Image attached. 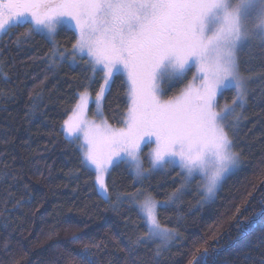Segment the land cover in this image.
<instances>
[{
  "label": "trees",
  "instance_id": "trees-1",
  "mask_svg": "<svg viewBox=\"0 0 264 264\" xmlns=\"http://www.w3.org/2000/svg\"><path fill=\"white\" fill-rule=\"evenodd\" d=\"M29 26L0 38V264H82L87 252L94 264H190L207 249L211 264H260L264 259V46L252 42L238 55L249 78V95L235 130H229L237 169L205 202L198 178L181 189L168 207L157 208L162 225L174 230L168 248L156 256V243L126 251L146 231L135 200L151 195L163 205L181 188L177 167L148 172L136 182L121 163L107 174L109 199L98 194L95 174L81 163L77 140L66 139L63 124L79 94L96 95L102 73L75 54L71 30H58L55 43L66 59L50 66L52 41ZM5 75L7 80H5ZM162 83L163 98L186 83ZM233 92L219 97L231 102ZM128 106L120 75L107 90L104 118L121 126ZM142 150L143 167L150 168ZM252 222L246 231L242 226ZM158 243V242H157ZM87 246V247H85Z\"/></svg>",
  "mask_w": 264,
  "mask_h": 264
},
{
  "label": "snow or ice",
  "instance_id": "snow-or-ice-1",
  "mask_svg": "<svg viewBox=\"0 0 264 264\" xmlns=\"http://www.w3.org/2000/svg\"><path fill=\"white\" fill-rule=\"evenodd\" d=\"M23 25L29 26L27 36L52 41L50 66L66 59L55 43L58 30L74 32L73 61L75 54L86 57L93 75L103 74L95 97L101 117L106 90L126 75L124 127H113L103 118L99 123L88 120L85 91L64 121V131L76 140L83 135L81 163L94 170L98 194L105 200L109 196L104 177L121 163L134 168L137 177L146 171L181 169L184 183L163 205L151 195L139 203L146 231L125 249L133 255L139 246L156 243L155 255L160 256L174 230L161 224L158 206L168 207L196 176L204 199L213 198L239 164L229 130H235L237 109L247 103L249 78L241 72L238 54L252 42L264 46V0H0V35ZM193 69L179 94L162 98L160 81L183 80ZM228 91L235 93L231 103L220 106L218 97ZM153 142L150 168L144 169L141 144ZM251 226L250 221L242 230ZM81 261L94 264L87 252ZM190 264H211L207 249Z\"/></svg>",
  "mask_w": 264,
  "mask_h": 264
},
{
  "label": "rangeland",
  "instance_id": "rangeland-1",
  "mask_svg": "<svg viewBox=\"0 0 264 264\" xmlns=\"http://www.w3.org/2000/svg\"><path fill=\"white\" fill-rule=\"evenodd\" d=\"M232 2H233V4H235V3H237L238 2V0H232ZM2 37V35H0V38ZM77 55H79V54H77ZM195 71V69H193L191 72H189L188 74H187V81H186V83L183 85V87L181 88V89H183L185 86H186V84L191 80V78H192V75H193V72ZM124 76V78H125V81H126V85H127V77H126V75H123ZM163 81L164 80H162V81H160L159 82V87L161 88V90H162V83H163ZM174 81L175 80H169V85H171V84H173L174 83ZM181 89H180V91H181ZM127 90H128V85H127ZM107 91V90H106ZM179 91V92H180ZM179 92L177 93V94H179ZM88 93V96H87V100H86V110H85V116H86V118L88 119V120H90V121H94V122H96V123H99L100 122V120H101V118H103V119H105L104 118V116H103V112H102V117H101V115H99V114H97V107H96V104H95V97H96V95H91L89 92H87ZM106 93V92H105ZM235 95V93L233 92V96ZM79 97H80V94H79V96H78V99H77V102H76V104L79 102ZM163 98V97H162ZM163 99H168V98H163ZM225 103H231V102H225V101H220L219 102V97H218V104L220 105V106H223ZM76 104H75V106H76ZM102 104H103V101H102ZM75 106L73 107V109H72V111H71V113L68 115V117L66 118V120H68L69 119V117H71L72 116V114H73V110H74V108H75ZM239 110L240 109H237V111L239 112ZM101 111H102V105H101ZM237 112V113H238ZM113 127H117V128H121V127H124V124H122L121 126H113ZM63 132H64V136L66 137V139H69V140H76L74 137L73 138H69L68 136H67V134H66V132L64 131V124H63ZM154 139V138H153ZM78 141V144H79V147H80V145L83 143V135L82 134H80V139L79 140H77ZM145 146H148L147 147V154H146V158L148 159V161H149V154L152 152V150L155 148V143L153 142V143H142L141 144V152H140V156H141V160H142V163H143V155H142V150H143V148L145 147ZM80 149H81V147H80ZM81 153H82V149H81ZM82 157H83V153H82ZM149 163H150V161H149ZM128 167H129V169H130V171H131V173H132V175H133V177H134V179H135V181L136 182H140L141 180H142V178L146 175V172L144 173V175L142 176V177H137L136 176V173H135V170H134V168H132V167H130L129 166V164H127V163H125ZM239 165V164H238ZM238 167V166H237ZM237 167L232 171V172H234L236 169H237ZM87 168H89V167H87ZM144 168V167H143ZM180 171H181V169L179 168V167H177ZM90 169V168H89ZM111 169V168H110ZM110 169H109V171H110ZM90 170H92V169H90ZM157 170H159V169H157ZM93 172H94V170H92ZM153 171H156V170H153ZM182 172V171H181ZM231 172V173H232ZM231 173H229V174H231ZM94 174H95V172H94ZM229 174H227L226 176H225V178L229 175ZM106 177H107V174L105 175V177H104V179H105V183H106ZM196 178H198V183H199V181H200V177L199 176H196ZM224 178V179H225ZM95 180H96V174H95ZM222 183V182H221ZM220 187V186H219ZM218 187V188H219ZM96 189H98V185L96 184ZM200 189H201V192L203 193V190H202V188L200 187ZM218 190V189H217ZM98 192V191H97ZM146 196V195H145ZM144 196V197H145ZM144 197L141 199V200H139V201H136L135 200V204H136V206L138 207V209H139V203L140 202H142L143 201V199H144ZM203 198H204V194H203ZM214 198V197H213ZM213 198H211V199H207V200H205V199H203L205 202H208V201H211ZM158 202V201H157ZM158 205H160V203L158 202ZM140 210V209H139Z\"/></svg>",
  "mask_w": 264,
  "mask_h": 264
}]
</instances>
